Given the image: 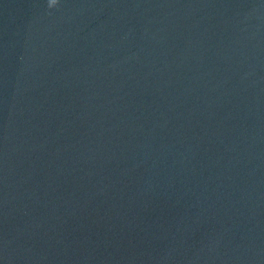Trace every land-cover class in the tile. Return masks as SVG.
Segmentation results:
<instances>
[{
  "label": "water",
  "instance_id": "water-1",
  "mask_svg": "<svg viewBox=\"0 0 264 264\" xmlns=\"http://www.w3.org/2000/svg\"><path fill=\"white\" fill-rule=\"evenodd\" d=\"M0 264H264V0H0Z\"/></svg>",
  "mask_w": 264,
  "mask_h": 264
}]
</instances>
